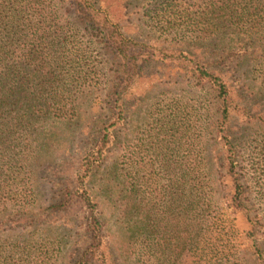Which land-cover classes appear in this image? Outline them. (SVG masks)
<instances>
[{"label":"trees","instance_id":"1","mask_svg":"<svg viewBox=\"0 0 264 264\" xmlns=\"http://www.w3.org/2000/svg\"><path fill=\"white\" fill-rule=\"evenodd\" d=\"M58 1L69 14L55 0H0V264H264V0H152L161 4L157 26L173 33L175 50L164 53L125 38L96 0ZM242 39L247 46L233 53ZM95 46L117 59L107 88ZM151 58L174 61L210 105L199 111L170 99L146 114L143 135L135 127L132 139H122L121 94ZM248 60L249 111L235 84ZM234 110L249 118V146H238L242 137L230 131ZM75 134L90 143L57 169L61 194L44 208L81 212L82 242L62 253L49 235L20 231L41 217L30 209L31 160L39 149L60 155ZM211 137V157L230 186L222 207L201 145ZM226 209L245 223L246 244ZM109 214L114 236L106 233ZM12 225L19 228L13 240L5 231Z\"/></svg>","mask_w":264,"mask_h":264},{"label":"rangeland","instance_id":"2","mask_svg":"<svg viewBox=\"0 0 264 264\" xmlns=\"http://www.w3.org/2000/svg\"><path fill=\"white\" fill-rule=\"evenodd\" d=\"M55 1L59 10L64 12L67 9L64 1ZM96 4L110 21L117 22L125 38L154 46L156 49L160 48L163 53L165 48L175 50L170 46L173 33L169 36L163 34L157 26V18L154 15L155 10L161 4H156L152 0H96ZM70 11L64 12L65 15L69 14ZM76 32L78 39L81 41L88 39L85 30H77ZM245 42V39L233 42L231 44L233 53H242L243 48L247 46ZM93 51H97V60H101L102 72L105 75L104 78L103 76L100 78V87L107 88L104 85H109L116 75L114 69L116 68L117 59L108 56L106 51L98 46H95ZM154 58L140 63V75L132 78L124 93L121 94L125 101L124 118L126 121L125 130L120 135L122 139H132L133 130L137 127L139 132V127L145 121L146 114L154 112L155 107L165 105L170 99H179V101L190 104L199 111L201 105L205 103L210 105V96L206 95L198 86H195V81L187 73L186 75L181 73L182 70L174 61L169 62L168 59V62L163 65L159 61L154 60ZM242 69L245 71V76L240 73ZM169 79L170 81L167 82ZM235 79L238 80V82H235L236 89L243 96L246 109L249 111V60L240 66ZM135 105H137L136 109H134ZM229 122L230 131L235 132V136L242 137L237 145L239 146L243 143V145L249 146V136L252 132L249 118L244 117L241 111L234 110L230 114ZM55 126V129L65 128L62 124H56ZM139 134L143 135L140 132ZM140 137L142 138L143 136ZM211 139L212 137L202 139L201 145L204 147V160L212 188L213 200L222 207L230 194V186L220 165L219 158L216 155L215 158L211 157L214 151ZM235 140L237 142L236 137ZM89 143L90 138L88 135L75 134L60 155L58 150H53L54 148L49 149L48 153H44L43 150L39 149L37 156L30 163L31 177L29 183L31 182L32 186V198L30 200L32 205L30 209L39 212L41 217L33 224L25 225L24 231L20 232L33 231L34 235L45 237L49 235L51 239L57 241L56 247H59L62 253L67 252L75 244L82 242L81 212L78 207H72L63 212L46 215L44 208L61 194L62 179L57 174V169L63 165H72L74 158ZM59 158L67 162L63 163ZM105 217L107 218L106 233L114 236L115 232H118L114 222L115 216L109 214ZM225 217L229 221L227 223L233 227L236 238L246 244L247 242L243 240L241 232L242 229H245V223L241 220L240 215L232 213L230 209H226ZM16 229L19 230L15 225H12L9 229L5 228V231H11L10 235L6 236L12 240L19 238L17 233H15ZM56 264H64V262L58 261Z\"/></svg>","mask_w":264,"mask_h":264}]
</instances>
